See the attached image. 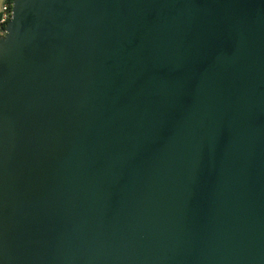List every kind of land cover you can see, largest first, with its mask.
<instances>
[{
  "label": "water",
  "instance_id": "95a60500",
  "mask_svg": "<svg viewBox=\"0 0 264 264\" xmlns=\"http://www.w3.org/2000/svg\"><path fill=\"white\" fill-rule=\"evenodd\" d=\"M12 12L0 264H264V0Z\"/></svg>",
  "mask_w": 264,
  "mask_h": 264
},
{
  "label": "built area",
  "instance_id": "2783aa9c",
  "mask_svg": "<svg viewBox=\"0 0 264 264\" xmlns=\"http://www.w3.org/2000/svg\"><path fill=\"white\" fill-rule=\"evenodd\" d=\"M11 0H0V36H5L7 33V25L12 18Z\"/></svg>",
  "mask_w": 264,
  "mask_h": 264
},
{
  "label": "trees",
  "instance_id": "16d2710c",
  "mask_svg": "<svg viewBox=\"0 0 264 264\" xmlns=\"http://www.w3.org/2000/svg\"><path fill=\"white\" fill-rule=\"evenodd\" d=\"M14 0H11V2H13ZM7 27V26H6ZM0 37H3V36H0Z\"/></svg>",
  "mask_w": 264,
  "mask_h": 264
}]
</instances>
